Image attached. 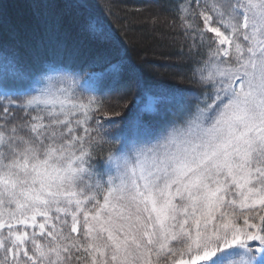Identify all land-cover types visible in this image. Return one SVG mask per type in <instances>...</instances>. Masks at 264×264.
<instances>
[{
  "label": "snow or ice",
  "instance_id": "1",
  "mask_svg": "<svg viewBox=\"0 0 264 264\" xmlns=\"http://www.w3.org/2000/svg\"><path fill=\"white\" fill-rule=\"evenodd\" d=\"M26 3L0 9V264H264V0H178L199 91L127 119L122 62L84 71L69 27L119 44L106 20Z\"/></svg>",
  "mask_w": 264,
  "mask_h": 264
},
{
  "label": "trees",
  "instance_id": "2",
  "mask_svg": "<svg viewBox=\"0 0 264 264\" xmlns=\"http://www.w3.org/2000/svg\"><path fill=\"white\" fill-rule=\"evenodd\" d=\"M139 1L143 7L146 4L150 6L149 0H147L148 3H146V0ZM153 1H157L160 9L165 13L166 22L172 23L171 26L176 29L177 35L176 44L167 43L165 45L167 51L162 55L170 59L181 58L178 61H180L179 66L183 71L181 69L179 71L172 69L161 70L148 67L142 56L152 50L149 41H147L146 45L139 44L136 37L128 32L127 22L122 18L120 19L116 14V9L107 12V14L105 13L106 4H97L88 0L90 10L106 20L116 36L119 37V44L97 43L79 32L75 25L69 26L80 49L77 63L84 71H100L109 61L122 62L123 72L120 76L119 84L116 85L117 90L108 95H101L105 112L109 114L118 112L124 119H127L132 114L133 101L137 97H141L143 101V97L147 93L162 89L199 91V85L192 78L191 67L193 60L187 54L188 42L178 26L179 21L174 10L178 0ZM121 4H126V1H115L116 6ZM0 9L3 10L9 21L25 23L30 19V10L26 0H0ZM145 10L148 11V9ZM130 38H132L134 43L130 42ZM181 49L184 51L182 52ZM121 93L123 95L119 96ZM113 100H116L117 104H114Z\"/></svg>",
  "mask_w": 264,
  "mask_h": 264
},
{
  "label": "rangeland",
  "instance_id": "3",
  "mask_svg": "<svg viewBox=\"0 0 264 264\" xmlns=\"http://www.w3.org/2000/svg\"><path fill=\"white\" fill-rule=\"evenodd\" d=\"M95 3H103L105 5V13L116 9L117 15L127 22L128 32L136 37V40L141 45H146L149 41L152 50L142 56L148 67H153L161 70H180L181 58L177 57L170 59L163 56L167 51L165 45L167 43L175 45L177 40L176 29L172 27V23H167L165 13L160 9L157 1L149 0L150 6L147 4L143 7L139 0H124L126 4L119 6L115 5L116 0H91ZM132 2V3H131ZM146 3L147 0H146ZM142 6V7H140ZM145 9H148L145 10ZM142 11V12H141ZM138 12V13H137ZM133 42L132 38L129 39ZM134 43V42H133ZM181 71H183L181 69ZM123 95L122 93L119 96ZM152 93H147L143 97L142 103H148ZM114 99V97H113ZM117 104L116 100H113ZM104 106V105H103ZM105 111V108H104Z\"/></svg>",
  "mask_w": 264,
  "mask_h": 264
}]
</instances>
